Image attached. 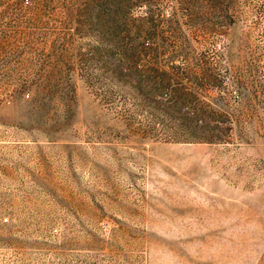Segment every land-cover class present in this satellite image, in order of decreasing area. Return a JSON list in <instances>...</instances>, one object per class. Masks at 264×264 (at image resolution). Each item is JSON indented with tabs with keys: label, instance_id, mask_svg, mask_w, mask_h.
Segmentation results:
<instances>
[{
	"label": "rangeland",
	"instance_id": "obj_1",
	"mask_svg": "<svg viewBox=\"0 0 264 264\" xmlns=\"http://www.w3.org/2000/svg\"><path fill=\"white\" fill-rule=\"evenodd\" d=\"M0 264H264V0H0Z\"/></svg>",
	"mask_w": 264,
	"mask_h": 264
}]
</instances>
